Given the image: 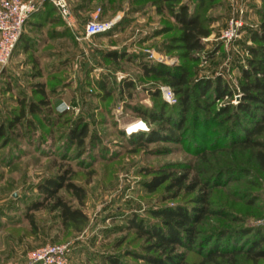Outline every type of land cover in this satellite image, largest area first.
Masks as SVG:
<instances>
[{
    "label": "rangeland",
    "instance_id": "obj_1",
    "mask_svg": "<svg viewBox=\"0 0 264 264\" xmlns=\"http://www.w3.org/2000/svg\"><path fill=\"white\" fill-rule=\"evenodd\" d=\"M34 1L37 9L24 27L28 48L17 45L7 66L0 70V126L5 128V138H0V264H30L31 252L46 244L70 243V264H107L104 259L107 254L123 255L128 250H139L144 239L126 227L125 218L137 214L148 219L149 210L178 202L190 203L199 192V188L193 193L167 192L164 186L154 192L146 191L142 181L150 179L147 172L159 166L177 165L174 168L178 169L183 164L188 166L189 176L200 182L219 168H246L245 173L249 175L223 178L222 187L210 190V209L214 213L206 216L202 227L215 230L264 223V175L253 164L250 150L216 151L203 157L188 152L182 143L137 145L120 134L121 130L127 133L126 126L133 123L140 125L139 131L142 126L147 127L127 105L154 106L145 88L153 84L140 77L137 61H146L147 51H154L167 66L183 63L178 55L164 53L162 49L168 37L178 32L161 0H141L144 3L141 9L131 0H112L107 9L105 0L94 1L86 7L83 0H68L72 9L78 7L71 26L50 10L48 15L41 16L43 10L47 11L48 3ZM185 1L193 7L190 0ZM261 7V0H214L205 9L211 35L203 40L204 50L194 54L197 59L186 62L191 72L190 83L219 77L232 89L233 95H241V69L249 59L245 46L250 42L246 33L258 27ZM98 8L102 9L99 20L115 22L114 28L98 37L86 38L85 24L90 20L89 14ZM238 14L245 26L239 40L226 48L220 40L221 33ZM164 27L168 33L158 35ZM110 51H124L127 58L107 59L104 53ZM123 78L137 81L130 97L118 91L117 85ZM103 79L107 80V89L112 90L108 96L100 92L97 84ZM35 83L45 84L50 91V108L69 113L66 118L69 122L50 131L40 116H33L34 133H27L21 127L12 132L7 127L17 114L18 101L39 100L32 88ZM233 95L228 100L215 102V108L234 106ZM66 104L85 108V120L90 130L97 133V148L86 142L84 150L77 154L74 147L64 151L65 145L60 146L58 140L64 138L80 114L65 110ZM66 167L74 172V181L86 189L83 210L88 221L80 231H75L65 228L56 213L43 208L33 213L37 225L34 231L27 219L26 214L31 213L27 205L41 200L37 191L40 183ZM237 241L245 244L240 238ZM188 256L194 258L195 254ZM237 258L242 264H264V258L255 262L244 254Z\"/></svg>",
    "mask_w": 264,
    "mask_h": 264
},
{
    "label": "trees",
    "instance_id": "obj_2",
    "mask_svg": "<svg viewBox=\"0 0 264 264\" xmlns=\"http://www.w3.org/2000/svg\"><path fill=\"white\" fill-rule=\"evenodd\" d=\"M83 1L86 7L97 0ZM140 1L131 0V3H136L135 7L141 9L144 3ZM190 1L193 7L185 0H161L163 9L169 14L178 32L168 37L162 49L164 53H175L183 63L172 67L163 63H153L147 59L137 61L140 77L153 84L145 88L154 100V106L145 108L127 105V108L147 125L148 130H140L133 134L121 130L120 134L137 145L157 142L182 143L185 144L188 152L203 157L216 151L230 153L237 149L250 150L253 164L264 175V0H261L262 7L258 11L260 19L258 27L247 30L246 33L250 42V45L245 46L249 59L247 66L241 69V99L237 105L227 104L220 109L215 108V102L222 101L225 97L231 98L232 89L219 77L190 83L191 72L186 65V62H194L197 59L194 54L204 50L203 40L211 35L210 20L205 17V9L214 0ZM111 2L112 0L104 1L106 9ZM151 4L157 9L155 2ZM45 9L47 11L43 10L41 16H46L51 11L61 18L51 4L48 3ZM100 11L102 12L101 8ZM165 30L166 27L164 31H159L158 35L168 33ZM24 34L23 29L17 45L28 48ZM123 52L110 51L104 54L107 59L122 60L124 56L127 58ZM97 84L104 95L108 96L112 93V90L106 87L107 80L103 79ZM159 85L168 86L174 92L175 104L169 105L162 99ZM117 87L120 95L128 93L130 97L137 88V81L133 78H123ZM32 88L39 100L20 99L17 114L12 116L8 129L13 132L16 127H21L27 133H34L36 123L32 119L33 116H40L44 127L50 131L57 129L65 121L69 122L66 119L69 113L65 110V112L57 109L53 111L50 108V91L46 89L45 84L35 83ZM103 98L100 97V101H104ZM84 110V107L80 109L74 124L67 129L64 138L58 140L60 146L65 145L64 151L71 146L76 148L78 154L84 150L86 142L94 149L99 144L96 131L90 130V125L85 120ZM4 132V126H0V138H5ZM18 136L24 138L26 135L24 133V136ZM179 165L181 167L178 169L174 168L177 165H167L148 171L147 175H151V178L142 181V187L148 192H154L160 186H164L167 192L189 193L199 188L197 195L190 203L178 202L172 206L151 209L147 212L148 219L137 214L125 218L126 227L134 229L136 235L144 239L143 244L139 250H128L123 255L107 254L104 257L105 262L107 264H135V261L144 264H242L237 258L242 254L252 262L264 258V246H261L264 243V223L215 230H206L202 227L206 216L214 213L210 209V190L222 187L223 178L249 175L245 173L247 169L238 166L219 168L200 182L196 177L189 176L188 166ZM74 176L71 168L66 167L59 169L56 175L46 178L37 186L41 200L27 205V210L31 213L26 214L34 231L37 230V225L33 213L43 208L56 213L65 228L80 231L86 224L88 216L83 207L87 193L83 185L74 181ZM239 238L245 242L244 245L238 244ZM189 253H194L195 257L189 258Z\"/></svg>",
    "mask_w": 264,
    "mask_h": 264
},
{
    "label": "built area",
    "instance_id": "obj_3",
    "mask_svg": "<svg viewBox=\"0 0 264 264\" xmlns=\"http://www.w3.org/2000/svg\"><path fill=\"white\" fill-rule=\"evenodd\" d=\"M51 4L56 10L58 15L68 26L73 25V15L69 6L68 0H42ZM37 4L34 0H0V70L7 66L12 53L20 39L23 32L24 25L30 15L36 11ZM100 9L98 8L90 15V20L85 24L84 36L92 38L110 31L115 22L107 21L102 22L99 20ZM242 16V12H240ZM229 20L225 30L221 33V41L226 48L232 46L239 40L242 29L245 23L240 15ZM146 59L153 63H162L163 58L160 54L154 51H147ZM165 64H167L165 62ZM163 100L173 105L176 103L175 95L168 86L160 87ZM241 95H233L231 99L232 104H236ZM225 97L224 100H228ZM65 110L73 111L76 114L80 112V108L75 105L66 104ZM72 245L70 243L62 244H46L31 252L29 255L30 264H70V254Z\"/></svg>",
    "mask_w": 264,
    "mask_h": 264
},
{
    "label": "bare ground",
    "instance_id": "obj_4",
    "mask_svg": "<svg viewBox=\"0 0 264 264\" xmlns=\"http://www.w3.org/2000/svg\"><path fill=\"white\" fill-rule=\"evenodd\" d=\"M126 131H127V134H131L132 132H134L135 130H137V132L139 131L140 129V125L138 123H133V124H130L128 126H126ZM147 127L144 125L142 126V130H146Z\"/></svg>",
    "mask_w": 264,
    "mask_h": 264
},
{
    "label": "crops",
    "instance_id": "obj_5",
    "mask_svg": "<svg viewBox=\"0 0 264 264\" xmlns=\"http://www.w3.org/2000/svg\"><path fill=\"white\" fill-rule=\"evenodd\" d=\"M70 6V5H69ZM71 8V7H70ZM78 9V7L77 8H75V9H72L71 8V11H72V15L74 16V17H76V10ZM94 12V11H93ZM93 12H91L90 14H92ZM90 14H89V16H90ZM27 33H28V31H26ZM45 45H47V44H44V46Z\"/></svg>",
    "mask_w": 264,
    "mask_h": 264
}]
</instances>
